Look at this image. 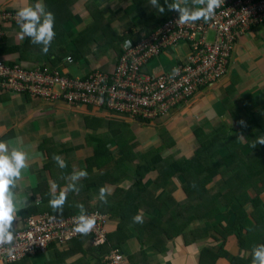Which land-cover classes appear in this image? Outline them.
Here are the masks:
<instances>
[{
  "label": "crops",
  "instance_id": "crops-1",
  "mask_svg": "<svg viewBox=\"0 0 264 264\" xmlns=\"http://www.w3.org/2000/svg\"><path fill=\"white\" fill-rule=\"evenodd\" d=\"M35 2L0 0V10L16 11ZM89 3L93 5L88 7ZM44 4L55 16L56 35L48 53L42 54L41 46L32 44L27 37L19 39L18 25L9 22L0 38L1 60L27 69L47 65L64 76L86 78L94 72L113 71L124 50V41L131 40L120 39L127 36L128 29L135 35L141 27L139 16L129 12L133 0H44ZM189 7H193L191 0ZM174 13L166 7L157 19H169ZM158 20L150 21L148 28L153 29ZM190 52V45L181 43L162 52L145 71L160 75L186 60ZM68 56L71 63L66 61ZM239 103H245L253 112L264 108V24L239 37L222 80L200 90L169 115L149 122L96 106H70L61 101L46 102L10 91L0 92V141L22 142L30 156V166L21 182V196L27 197L28 205L17 213L13 227L23 226L29 215L20 213L40 203L41 191L47 197L44 204L48 205L51 178L64 187L68 182L64 177L76 165L88 172V177L79 182L76 197L81 204L96 205L100 202V187L110 188L107 204L99 205L110 217L109 245L120 244L128 264H233L236 258L248 256L249 251L241 249L237 236L228 235L224 229L232 225L234 220L229 216L237 204L231 208L220 206L222 214L215 218L208 217V210L213 207L206 204L199 216V204L188 196L181 175L166 179L153 170L140 172L136 181L138 166L158 161L157 157L146 160L141 155L158 150L159 156L169 162L191 159L200 146L194 134L196 128L204 129L208 135L220 124L236 127V123L245 122L246 106ZM100 145L104 148L97 156ZM219 152L222 159L230 154L227 147ZM54 154L62 157L66 168L58 167L52 159ZM251 155V148L244 143L233 162L242 163ZM221 184L222 177L217 176L206 189L190 188L191 195H213ZM67 209L65 206L63 211ZM138 212L143 213V223L133 224L132 217ZM255 237L254 233L248 239L253 242ZM77 240L81 242H74ZM213 255L217 257L211 258ZM102 260L100 249L85 236L64 245L51 244L45 252L5 264H102Z\"/></svg>",
  "mask_w": 264,
  "mask_h": 264
},
{
  "label": "built area",
  "instance_id": "built-area-1",
  "mask_svg": "<svg viewBox=\"0 0 264 264\" xmlns=\"http://www.w3.org/2000/svg\"><path fill=\"white\" fill-rule=\"evenodd\" d=\"M174 13L154 33L131 42L123 50L115 69L94 72L86 78H71L47 65L24 68L0 59V92L10 91L46 102L103 108L134 120L152 121L169 115L192 99L200 90L213 86L228 73L229 61L242 34L264 24V0H224L208 22L176 23ZM16 23V11L0 10V38L6 23ZM214 38L210 39V33ZM181 43L191 52L183 62L160 75L149 74L146 66L162 52ZM66 61L71 63L72 58ZM178 68V74L172 70ZM96 224L88 235L95 245L108 242L109 216L98 210ZM78 216V215H77ZM74 217V216H73ZM72 217L58 218L47 213L29 216L16 229L13 251L0 249V263H14L51 244L64 245L84 235L73 231ZM7 247V246H6ZM105 264H128L119 247H111Z\"/></svg>",
  "mask_w": 264,
  "mask_h": 264
},
{
  "label": "trees",
  "instance_id": "trees-1",
  "mask_svg": "<svg viewBox=\"0 0 264 264\" xmlns=\"http://www.w3.org/2000/svg\"><path fill=\"white\" fill-rule=\"evenodd\" d=\"M171 2L173 0H168V3ZM159 3L166 9L164 0H159ZM92 5L93 3H89L88 7ZM131 8L129 12L134 11V17L139 16L138 23L141 27L135 35L132 29H128L127 36L122 37L120 40L130 38L133 43L140 41L168 20L165 16L162 20L157 19L159 12L151 6L149 0H133ZM176 14L178 13L176 12ZM152 20H158L153 29L148 28ZM224 105L228 107L226 102ZM245 109V122L243 126L240 123H236V127L220 124L213 127L208 135H206L204 129L196 128L194 134L200 141V146L195 150V156L193 158L187 159L184 157L178 161L169 162L159 156L160 151L152 150L141 155V158L146 160H150L151 158L153 160L154 157H157V163L153 164L148 161V166H138L136 170V181L139 179L140 172L144 173L153 170L158 171L160 175H165L166 179L175 175H181L185 179L184 181H186L184 188L188 196L199 204V216L203 215L200 211L206 208V204L208 206L212 205L213 207V209L208 210V217L210 218H215L217 215L222 214L220 206H229L231 208L233 204H237L238 208L229 216L230 219L234 220L232 225L228 224L224 226V229L228 235L237 236L241 243V249L249 251V255L236 258L232 261L233 264H251L252 257L250 253L252 248L258 244H264V199L261 198L262 193H264V145L257 144L255 148H251V144L256 137L264 136V108L260 112L250 111L248 106ZM244 143L249 145L252 150V155L242 163H234L233 161L238 158L236 156L237 151ZM222 147H227L230 151V154L225 159L220 157L219 151ZM101 148H104V146H99L96 153L97 156ZM117 166H119V163ZM231 172H235V174L232 175L230 174ZM217 176L222 177V186L218 185L219 190L213 193V195H191L190 190L192 189L190 188L206 189ZM51 180L57 183L56 178H51ZM136 185L137 182L134 183V186ZM251 191H254L255 194L251 193ZM41 193H38L41 198L40 203L35 207H30L22 211L20 213L21 215L28 217V215L38 216L47 213L58 218L77 216L75 211L79 209L75 207V204L81 203V200L76 197L78 194L74 192L68 193L67 202L64 205L68 209L64 210L62 214H59L53 212L49 205L44 204L47 202V197L44 196L43 191ZM82 197L86 198V196ZM99 204L100 202L92 205V207H86L84 204L86 213L94 210H99L103 213L104 211L100 208ZM218 225L220 223L215 225L214 228ZM254 233L256 237L252 242L248 239V236H253ZM85 236L92 239L90 235H84L82 237ZM109 240L106 244L100 246L93 243L94 247L100 249L101 260L109 253L111 247L116 246L120 248L121 246L120 244L109 245ZM74 242H81V240ZM215 257L217 256L213 255L211 258ZM98 260L100 261V259ZM102 264H105L103 260Z\"/></svg>",
  "mask_w": 264,
  "mask_h": 264
},
{
  "label": "clouds",
  "instance_id": "clouds-1",
  "mask_svg": "<svg viewBox=\"0 0 264 264\" xmlns=\"http://www.w3.org/2000/svg\"><path fill=\"white\" fill-rule=\"evenodd\" d=\"M167 9L178 13L176 23L180 25L193 24L203 20L208 22L224 4V0H191L193 7H189V0H173L168 3L164 0ZM149 3L159 13L165 12V7L161 6L159 0H149ZM16 23L19 27L18 38L23 40L25 37L30 39L34 45L41 46L42 54H47L51 43L56 35L54 31L55 16L46 9L44 0H36L34 4L26 3L16 10ZM131 40H125L123 47L129 49ZM70 59V57L68 58ZM179 69L174 68L172 74H178ZM242 126L244 121L239 122ZM257 144L264 145V136H258L251 144L255 148ZM52 159L59 168L67 167L66 162L59 155H53ZM30 156L22 142L13 144L11 141H0V249L11 253L13 251L14 240L16 239V229L13 222L18 220L17 213L28 205L27 197H22L21 182L25 179L23 173L29 168ZM88 177L86 169L72 166V172L64 177L68 182L64 187H60L55 181H49V207L55 213L62 214L69 192L79 194V182ZM111 195L108 186H101L97 199L107 204V196ZM80 214L72 217L74 228L77 234L88 235L95 227V214L88 215L81 203H76ZM133 224L143 223V213L138 212L132 217ZM7 246V247H6ZM251 264H264V244L255 245L250 253Z\"/></svg>",
  "mask_w": 264,
  "mask_h": 264
},
{
  "label": "rangeland",
  "instance_id": "rangeland-1",
  "mask_svg": "<svg viewBox=\"0 0 264 264\" xmlns=\"http://www.w3.org/2000/svg\"><path fill=\"white\" fill-rule=\"evenodd\" d=\"M211 35H213V38H214V33H212ZM211 35L209 36V38L210 39H213V38H211ZM241 106H243V104H240ZM229 174V173H228ZM230 174H232V173H230ZM232 175H234V174H232Z\"/></svg>",
  "mask_w": 264,
  "mask_h": 264
}]
</instances>
